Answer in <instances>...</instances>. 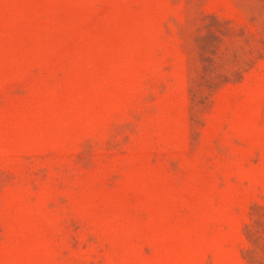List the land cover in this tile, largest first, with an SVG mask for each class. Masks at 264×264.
<instances>
[{
  "label": "rangeland",
  "instance_id": "obj_1",
  "mask_svg": "<svg viewBox=\"0 0 264 264\" xmlns=\"http://www.w3.org/2000/svg\"><path fill=\"white\" fill-rule=\"evenodd\" d=\"M0 264H264V0H0Z\"/></svg>",
  "mask_w": 264,
  "mask_h": 264
}]
</instances>
